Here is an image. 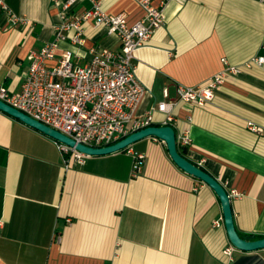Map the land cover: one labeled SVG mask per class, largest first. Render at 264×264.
<instances>
[{
  "label": "crops",
  "instance_id": "crops-1",
  "mask_svg": "<svg viewBox=\"0 0 264 264\" xmlns=\"http://www.w3.org/2000/svg\"><path fill=\"white\" fill-rule=\"evenodd\" d=\"M2 1L24 19L12 23L0 9V85L18 93L28 54L56 39L67 0ZM97 1L128 24L143 16L135 0ZM149 1L165 20L133 59L145 88L136 113L166 100L164 89L174 98L177 83H203L222 70V58L241 66L205 105L179 102L171 125L189 134L190 145L179 148L185 157L235 191L240 236L264 237V0ZM90 6L75 0L68 12L75 19ZM82 29V43L61 29L47 66L66 50L84 66L92 51L119 49L94 19ZM258 56L261 64L253 61ZM165 117L155 111L152 125ZM135 153L145 161L132 175ZM217 220L222 225L214 227ZM229 245L219 198L174 164L164 141L147 137L67 165L54 139L0 111V264H264V249H235L229 261Z\"/></svg>",
  "mask_w": 264,
  "mask_h": 264
},
{
  "label": "built area",
  "instance_id": "built-area-1",
  "mask_svg": "<svg viewBox=\"0 0 264 264\" xmlns=\"http://www.w3.org/2000/svg\"><path fill=\"white\" fill-rule=\"evenodd\" d=\"M135 1L143 10V16L133 24L127 23L123 13H107L97 0H90L91 6L81 16L73 19L68 10L75 0L65 1L62 4V23L57 29L56 39L47 42L38 51H30L29 68L21 90L14 93L0 85V100L76 142L102 147L152 125L155 111L165 113L163 125H171L174 121L172 110L179 102L203 106L213 99L216 90L228 75L241 71V66L229 65L222 58L224 67L221 71L198 85L177 83L174 98L168 97L167 89H164L166 100L138 115L136 111L145 88L136 77L133 59L136 51L145 46L153 33L163 25L165 17L163 8L152 5L149 0ZM0 9L12 23L24 20L15 15L2 0ZM90 18L97 25H103L108 34L117 37L119 49L102 48L92 51L88 64L84 66H75L71 60L72 52L66 50L60 55L57 64L47 66L46 61L55 58L58 39L64 38L61 29L74 30L76 34L73 39L82 43V22ZM253 61L261 64L263 57H255ZM249 65L250 63L245 64ZM175 136L178 149L190 145L191 140L186 130ZM56 143L67 165L83 164L88 157L75 147L58 141ZM144 161L143 153L133 155L132 175L140 172ZM233 195H236L235 191L228 192L229 198ZM220 225L221 221L213 222L214 227ZM235 249L231 244L223 250L229 261L233 259Z\"/></svg>",
  "mask_w": 264,
  "mask_h": 264
},
{
  "label": "water",
  "instance_id": "water-1",
  "mask_svg": "<svg viewBox=\"0 0 264 264\" xmlns=\"http://www.w3.org/2000/svg\"><path fill=\"white\" fill-rule=\"evenodd\" d=\"M0 111L32 127L55 141L62 142L88 156H99L124 150L135 142L147 138L155 137L164 141L169 157L174 164L188 175L199 179L207 184L217 195L221 203L223 212V222L230 243L238 250L252 252L264 249V237L249 239L240 236L234 225L231 199L225 187L212 175L200 166L189 161L185 155L181 154L177 143L175 130L171 125H150L148 127L133 131L120 140L110 145L93 147L76 142L67 135L53 129L38 120H35L24 112L0 100Z\"/></svg>",
  "mask_w": 264,
  "mask_h": 264
},
{
  "label": "trees",
  "instance_id": "trees-1",
  "mask_svg": "<svg viewBox=\"0 0 264 264\" xmlns=\"http://www.w3.org/2000/svg\"><path fill=\"white\" fill-rule=\"evenodd\" d=\"M179 151H180L181 154L184 155V153H185L184 150L179 149ZM242 237H243V236H242ZM244 238H247V237H244ZM257 238H261V237H257Z\"/></svg>",
  "mask_w": 264,
  "mask_h": 264
}]
</instances>
